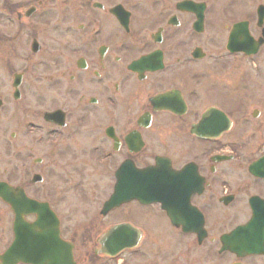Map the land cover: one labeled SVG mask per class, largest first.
Masks as SVG:
<instances>
[{
  "label": "flooded vegetation",
  "instance_id": "obj_1",
  "mask_svg": "<svg viewBox=\"0 0 264 264\" xmlns=\"http://www.w3.org/2000/svg\"><path fill=\"white\" fill-rule=\"evenodd\" d=\"M0 72L8 181L110 188L81 242L60 194L42 199L77 264H264V0H0ZM155 231L178 239L165 260ZM233 231L261 251L225 249Z\"/></svg>",
  "mask_w": 264,
  "mask_h": 264
},
{
  "label": "rangeland",
  "instance_id": "obj_2",
  "mask_svg": "<svg viewBox=\"0 0 264 264\" xmlns=\"http://www.w3.org/2000/svg\"><path fill=\"white\" fill-rule=\"evenodd\" d=\"M22 50L23 46L20 47ZM30 56V55H29ZM28 54L23 50L22 55L17 58L18 66L24 67L29 58ZM5 72H0V77H3V81L0 84V93H4L6 99L8 100L7 104V114H10V106L12 105V97H10L11 90L9 89L8 77ZM33 97V96H32ZM9 98V99H8ZM36 101V100H34ZM33 106L38 110L44 108L42 104L33 103ZM46 106V104H44ZM7 118V116H6ZM9 122V121H8ZM9 131V125L7 121L2 123V128L0 130V178L7 179L9 173V166H11V162L13 161L11 156V137ZM169 138V137H168ZM40 150L35 151L33 154L39 156L38 153ZM29 150L27 151V153ZM18 160V159H17ZM60 171V170H59ZM56 173V172H55ZM95 173L97 174L96 170ZM97 177L89 178L85 177L84 184L79 185L77 187H73L70 185H64L63 180H48L44 185H46V189L42 187V185H33L29 187L28 193L31 196L37 197L39 199H51L54 203H56L57 194H60L61 199L64 200L63 204L65 206H69L72 210V213L69 215L67 220L69 221V225L77 231V241L81 242L85 238H89L90 234L93 233V238L95 234L98 232L97 229H89L88 220L90 218V211L94 210L100 203V200L110 191V188L104 185L102 182L105 177L103 175L97 174ZM91 181V182H90ZM74 208V210H73ZM12 211L9 206L0 201V251L3 250L9 242L12 240ZM156 229V228H155ZM159 231V230H158ZM175 234L168 233H147V242H151L153 245L152 248L156 249L159 247L158 254L161 256L162 260L168 258V256L175 250L173 243H178V239ZM158 243V245H156ZM160 243L162 245H160ZM150 246V247H151ZM152 251V250H151ZM156 251V250H154Z\"/></svg>",
  "mask_w": 264,
  "mask_h": 264
},
{
  "label": "water",
  "instance_id": "obj_3",
  "mask_svg": "<svg viewBox=\"0 0 264 264\" xmlns=\"http://www.w3.org/2000/svg\"><path fill=\"white\" fill-rule=\"evenodd\" d=\"M144 174L146 180L154 179L153 168L145 170ZM117 194H121V186L117 188ZM0 198L10 204L16 213V238L0 255V264H16L19 261L32 264H76L73 246L61 237L59 220L47 202L33 199L23 188H15L5 181H0ZM28 214L37 215V219L34 222L27 221L25 216ZM115 233L112 231L107 234L103 244ZM226 241L230 242L229 237ZM229 248L236 250L233 243Z\"/></svg>",
  "mask_w": 264,
  "mask_h": 264
}]
</instances>
